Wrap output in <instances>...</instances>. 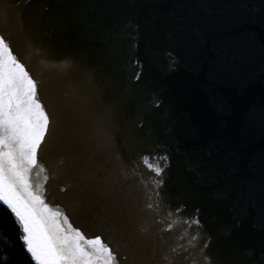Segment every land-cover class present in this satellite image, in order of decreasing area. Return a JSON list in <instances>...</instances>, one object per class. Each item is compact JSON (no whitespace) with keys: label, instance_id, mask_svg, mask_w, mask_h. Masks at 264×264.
Returning <instances> with one entry per match:
<instances>
[{"label":"water","instance_id":"95a60500","mask_svg":"<svg viewBox=\"0 0 264 264\" xmlns=\"http://www.w3.org/2000/svg\"><path fill=\"white\" fill-rule=\"evenodd\" d=\"M262 16L264 0H0V33L43 85L38 95L50 123L41 150L56 146L40 153L50 175L46 202L87 239L99 236L119 247L129 257L125 264H152L147 253L163 241L154 229L139 232L144 217L137 178L150 174L140 157L158 150L156 133L166 120L184 128L183 147L211 143L219 149L234 194L251 201L243 225L228 236L219 231L225 209L214 188L200 189L225 259L232 241L258 248L264 242L258 211L264 199ZM133 19L149 42L113 48L101 39ZM157 98L160 105L153 107ZM182 159L174 157L166 194L194 182ZM117 216L128 218L127 231L114 226ZM176 231H182L178 220ZM178 242L187 245V233Z\"/></svg>","mask_w":264,"mask_h":264},{"label":"snow or ice","instance_id":"6c2138e0","mask_svg":"<svg viewBox=\"0 0 264 264\" xmlns=\"http://www.w3.org/2000/svg\"><path fill=\"white\" fill-rule=\"evenodd\" d=\"M261 18L264 20V16ZM51 22L58 21L52 18ZM24 23L27 25L28 21ZM101 39L113 48L125 43L139 47L151 36L145 35L140 21L133 19ZM164 55L169 69L174 70L172 54L166 51ZM38 85L42 89L19 49L6 34L0 33V204L7 206L14 217L20 229L18 239L34 264H125L129 257L119 247L113 248L99 236L87 239L80 229L72 227L64 212L46 202L44 184L50 175L40 153L46 155L56 146L46 143L41 150L50 119L38 95ZM152 105L159 107V99H154ZM52 116L55 123L54 112ZM156 137L158 150L140 157L150 174L137 178L142 193L139 212L144 217V223L138 225L139 232L154 229L157 240L163 241L147 253L152 264H264V242L257 248L232 241L225 259L217 229L207 222L208 209L200 196L202 188H214V198L225 209L219 216V231L228 236L241 228L252 209L243 193L234 194L231 175L221 171L219 149L211 143L183 147L184 128L166 120H162ZM177 153L182 154L184 170L195 179L182 192L166 194L165 177ZM238 168V158L233 157L231 174L235 175ZM136 172L133 169L134 175ZM258 211L264 220V199ZM177 220L181 232L176 231ZM114 226L127 231L128 218L117 216ZM185 233L187 245L178 242L185 240ZM193 240L197 243L193 244ZM14 246L8 241L9 249ZM0 259L9 260V251L0 250Z\"/></svg>","mask_w":264,"mask_h":264},{"label":"trees","instance_id":"16d2710c","mask_svg":"<svg viewBox=\"0 0 264 264\" xmlns=\"http://www.w3.org/2000/svg\"><path fill=\"white\" fill-rule=\"evenodd\" d=\"M20 229L7 206L0 204V250L9 251L10 259H0V264H34L22 246L18 236ZM8 241L14 242V248H8Z\"/></svg>","mask_w":264,"mask_h":264}]
</instances>
